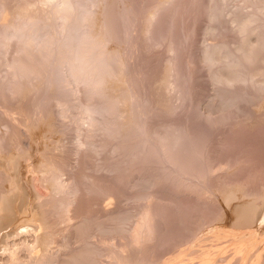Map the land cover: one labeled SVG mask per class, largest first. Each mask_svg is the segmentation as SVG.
I'll return each instance as SVG.
<instances>
[{"label":"rangeland","instance_id":"rangeland-1","mask_svg":"<svg viewBox=\"0 0 264 264\" xmlns=\"http://www.w3.org/2000/svg\"><path fill=\"white\" fill-rule=\"evenodd\" d=\"M26 1L30 2V3L32 2L31 4L30 3L28 4L29 6L31 5L30 8H29V6H27V2L22 3L21 0H0V141L5 143L6 145H11V146H5V148L8 147V149L15 150V152L17 153L16 155L19 156V158L21 159V160L19 159L20 163H21V165L19 166V168H20L19 178H20V181L22 180V182H20V183H22V186H23L22 190L24 191V193L23 192L21 193L23 196H21L17 200V204L20 203L21 206H20V208H17V210L13 216V220L10 221V223H12V224H10L8 222L6 224L7 227L5 226V228H3L4 230H2V232H1L2 236L0 237V239L4 235L6 236V233H8V232H11V235H10L11 240L18 239L22 232L25 235L29 236L27 231L28 230H34V227L32 225H30V223H27V222H30L29 218L31 215L29 214V212L31 213V210L33 208H34V210H36L37 208H40L42 210L45 209V207H46L45 205L47 202V204L49 206L50 205L52 207H54V205L56 206V207H54L55 210L53 208L51 209V206H50V209L53 212L51 210H49L50 214L49 213L48 214H49V219L51 217H53V215H51V214H54V218L55 217L56 218L55 219L53 218L54 221L52 220V218L50 220H52L51 222H55L54 224L57 223V225H55V226L53 225L54 226L53 230L57 229V231L55 230L56 232H52V234L54 233L53 237L51 239H48L49 240L48 245L50 246L49 247L50 249L48 248V251L50 250L49 252L53 253V251L55 252V251L60 250L59 251L60 255L57 254L58 252L56 253V255H58V257H62V255H63L62 260L64 259V255H65V258L68 257V256L66 257V254H65V253H67V251H69L71 248H74L75 246L78 247L79 244L80 245L82 244L79 242H80V240H82V238H84L83 232L85 233L86 232L85 228H87L86 230H88V235H89L88 237H90V239H88V237H87V241L91 242L93 240L95 243L93 241H92V243H94V244L98 243L99 244V245L96 244L97 246H99L98 248L100 249V250H98V253H100L101 250H102V252L100 254H98L99 256L97 258H98V260H100V263H104V264H105V262L110 263L111 261H114L115 260L114 256L115 257L118 256V255H116V254H118L117 251L118 252L120 251V254H121V252L123 253V251L125 252V253L120 255V257H122V258L124 257V254L127 253L126 255H130L132 252V254H131L132 256H130L131 259H129V257L125 255L126 257H128V260L125 257L126 258V260H125L126 264H129L130 262H131L130 264H183V263L184 264H197V263L203 264L204 262H205L204 264H208V263H210V264H217V263L223 264L226 261L227 262L225 264L233 263L231 261L234 259V257L237 258V255L240 253L238 251L236 253L235 252L233 253V251H236V249L233 250L235 247L233 248L232 246H234L235 243L238 244L237 241H239L238 239L235 240V235H236V232H238V231L240 232L242 229H244L243 223H242L243 219H241L242 221L240 219L238 220L239 217L242 218L241 217V210L238 208L242 209L241 205L242 206L244 205L245 207H247L246 204L248 203V201H249L248 204L251 203L254 206L256 205V207L258 205H260V208H262V206L264 205V200H263L264 199V184H263L264 183L263 182L264 181L263 180L264 179V173L262 175V172H264V169H263L264 168V158H263L264 157V153H263L264 152V125H263L264 124V122H263L264 121V104L262 102H259L258 104L255 105V107L253 106L254 113H255V115H254L255 120L253 118L252 122H251V119L249 122H245L246 120L244 121V118L242 117V115L239 114L241 116L236 117L237 115H235L234 118L231 116L232 118H230L229 121L219 122V123L217 122L216 126H215L216 128L213 126L215 124H213L212 127H214V128H212L211 124H209L210 122H207L205 120V117L211 111L208 114L209 118L215 117L214 118L215 120L213 118L211 120L216 121L217 118L220 117V115H218V114H221V116H222V113H219L220 111L218 112V110H217L218 108L217 109L213 108V110H211L210 108L208 109L209 103L207 100L211 99L212 97H210V96L214 95V93L217 92V90H215V88H217V85L216 86L214 85L215 82L211 78V74H210L211 70H209V68H208V70L206 69L208 66L204 63V61L202 60V57L200 55L203 52L202 49L206 45H208L207 42H209L210 40L214 41V42H216L215 40H220L221 38H222L221 40H224V38H225V40H227V37L229 36L228 41H233V39L235 41L236 35L233 34V32L229 31V32L223 33L222 35H217V37H215L216 35L211 36V33L206 31V27L208 25L207 23L209 22V19H208L209 17L207 15L208 9H206L208 7V0H169V1L168 0H157V2H156V0L155 1L154 0H84V1H82L83 4H79V2L77 0L76 1L78 3L75 4L76 1L73 0L75 2L74 3L72 1L73 4H75L74 6L76 8H78L79 11H82V15H85L83 13H86L87 16L89 15L87 20L88 21L90 20V21L88 22L87 20H85V22L83 23L84 19H82L83 21L81 22V26H84L85 29H89V30L91 29L90 27H92L91 32L93 34L97 33L98 36L103 35L106 32H108L111 37L110 36L108 37V33H107V35L105 34L107 36V38H110V41H108L109 39H107L105 41L104 44H106V47L104 46V48L106 49L107 52L108 51L110 52L112 50H116V51L119 50L121 52V53H119L121 55V56L119 55V57H121L120 60L123 64L121 62H119V65L122 64V66H118V67L123 68V70L121 68H119V70H122L121 72L118 71L119 73H121V76L119 75V73L115 74V76L117 75L116 76L117 78L116 77L114 78V75L109 76L108 77L109 82H112V84L109 83L108 79H107L105 81L106 83H104L107 86L106 85H104V86L109 87L110 85H112V87L110 86L108 89L103 87L104 88L103 90L104 91L106 90V93L101 92V93L97 94V93L91 91V89L93 90V87L90 85V83L88 84V82H87V84H86L85 81L82 82V80H78L77 78H75L71 74L70 68L66 62L67 61L66 55H68V54L66 52H64V53L60 52V51H58V48H56V47L61 46V42H62V39H63L64 34H65L63 26H65L68 21H66V24H65L63 17L58 16L57 18H55L51 14H53V12H54V10L52 8L57 7V6L58 7L61 6L60 4L62 3V1L61 0H51V2L46 1V0H44L45 2H43V0H30V1L26 0ZM229 1L230 0H228V2ZM231 1H232V4H231ZM231 1L229 2L230 4H228L229 5L228 7H231V10H232V8L235 7V6L232 7V5H235L238 1L239 2L237 4H240L241 2H243V3L245 2V0L244 1L243 0H231ZM23 2H25V1L23 0ZM155 2H156V4H155ZM164 2H165V4H164ZM167 2H169V3H167ZM21 3L23 5L25 4V6H23ZM52 3H53V5H52ZM78 4L80 6L81 5L82 6L80 7V6H78ZM237 4H236V6H237ZM32 5H34V6H32ZM50 5H52V6H50ZM26 6L28 8H26ZM74 6H73V8H74ZM126 6H128V9L130 10V12L128 10H126L127 9ZM21 7L24 9L22 10ZM25 8L27 9L26 14H24ZM109 9L118 10V12L114 11L116 13V14L115 13L113 14L115 17H111L112 22L107 23L108 19L106 21V18H108V15L105 16V14H108ZM122 9H125V12ZM31 10H33V11H31ZM78 10L74 8V12L77 11L76 15H79ZM111 10H110V12H112ZM228 10H230V9H228ZM21 11H23V13H20ZM74 12H73V15H74ZM88 12L90 14H88ZM79 13L81 14V12H79ZM122 13H124L125 15ZM227 13L230 15L229 11H227ZM48 14H49V17H48ZM50 15H51V17L52 16L53 17L51 18ZM76 15H75V17H76ZM90 15H91V17H90ZM116 15H118V16H116ZM25 16H27V18ZM28 16H30L31 20H30V18H28ZM4 17L7 18V21L10 24L6 21V18H4ZM35 17H36V19L39 17L37 19V21H36ZM73 18H74V16H72V19ZM104 18H105V20H104ZM112 18H114V19H112ZM105 21H106V24L108 25V27L105 24ZM86 22H87V28H86V24H85ZM7 23L9 25H6ZM128 23H129V25H128ZM11 24H12V27H11ZM102 24L106 25L107 28L104 27ZM15 25H19L22 27V31L24 32L21 36L22 38H19L18 36L14 35V30H13L14 27L13 26H15ZM130 25H132V27H130ZM88 26H89V28H88ZM102 26H103V28H101ZM31 27H36L38 32H35V30H34L32 32V34L29 35V33H30L29 29ZM99 27H100V29H99ZM124 27H126V28H124ZM129 28L130 29L132 28V30H130ZM93 29H94V31H93ZM96 29H99V31L97 32ZM52 31L54 33H56V35L53 34ZM126 31H128L127 32L128 34L126 33ZM159 31H160V33H159ZM52 34L55 36H58L59 41H56L57 39H55V36H53ZM223 35H226L227 37L226 36L223 37ZM218 36H220V37H218ZM211 37H213V38L215 37V38L213 39ZM51 39H55L56 42L54 41L55 43L53 42V44H52V42H50L48 45H45L46 41L48 42V40H51ZM211 41H210V44L212 43ZM234 41H233V43H234ZM57 42H60V43L58 44ZM57 45H59V46H57ZM117 48H118V50H117ZM128 49L130 50V52ZM29 58H32V59H29ZM35 59H36V61H35ZM31 60H34V62H36V64H38V66H41L44 69L43 73L40 71V69L37 71L38 67H36L34 69V71H33V69L30 70V68H27V70H25L24 67H25L26 63L27 64L31 63L33 65V67L36 66L35 63H33ZM25 61H26V63H25ZM20 64H22L23 66ZM175 69H176V71H175ZM35 70L37 72H35ZM123 71H125V75H124L125 77L122 75V74H124V73H122ZM174 71H175L176 75H174L175 74ZM25 73H28V74H25ZM38 73H41V76ZM127 73H128V76L130 78L127 76ZM133 73H135V74H133ZM169 74L172 76H170ZM173 75L175 77H177V79L174 78ZM111 77H113V78H111ZM122 77H123V79L125 78L124 80H126V78L128 79V80H126L128 82L125 81L126 86H127V83L132 84V86H129V88L130 87L133 88V82L134 81H135L134 83H136V82L139 83V84H137L138 86L134 84V87L136 86L135 88H133V89L131 88V90H134V91H132L134 93V95H133L134 97L132 96V98H131L132 103H130V102L128 104L123 103V107H122V103H120L119 104L120 112H118L116 114L109 112L110 113L109 114L108 112L105 111V114H104L103 113L104 111L102 109L105 106V104H107V101H109V100L106 101V98H107L106 95L109 94L110 91L114 92L117 85H118V87L125 85V82L122 79ZM132 77H134V78H132ZM167 78H169V79H167ZM112 79L113 80L115 79L114 81L118 82L117 85L114 84V81H112ZM119 81H121V82H119ZM178 81H179V83H178ZM119 83H121L122 85ZM175 83H177L178 85ZM184 83H185L186 87L184 86ZM178 86H180V88ZM183 86L185 89L183 88ZM113 87H115L114 90H113ZM213 87H214V89H213ZM87 88H89V89H87ZM110 88H111V90L109 91ZM136 88H139V90L138 89L136 90ZM163 89H164V91H163ZM186 89L187 90L190 89V90L186 91ZM89 90L91 91V95L89 94L90 93ZM183 90H185V92H183ZM107 91H109V92L107 93ZM180 91H182L183 94ZM196 91H198V92H196ZM186 92H188V93L190 92L189 96L191 98L187 96L188 93H186ZM185 93H186V95H185ZM158 94H159V96H158ZM92 95L96 96V97L94 98ZM162 95H164V96H162ZM184 95L187 96L188 98L186 97V99H185ZM191 95H194V96L192 97ZM89 96L93 97L94 99L93 98L89 99ZM208 97H209V99H207ZM164 98L166 101L164 100ZM197 98H199V100ZM91 99H93L94 103L90 101ZM135 99H137L138 103L136 102ZM103 100L106 101L104 105H103ZM158 101H160V102H158ZM214 101H215L214 103H216L217 98H215ZM135 102L137 104H139V102H142V103L139 104L140 105V107H139V105H137ZM143 102H144V105H143ZM198 102H199V104H198ZM100 103H102V104H100ZM194 103H197L198 105L194 104ZM205 103H207V105ZM260 103H261V105H260ZM90 104L92 106H90ZM129 104L131 105V108L135 107V108L131 109L132 112L128 109V108H130ZM145 104L146 105L148 104L147 106L148 107L151 106V108H148ZM97 105H98V107H97ZM124 105H126V106H124ZM158 105H160V106H158ZM86 106H88V107H86ZM120 106L122 107V109ZM169 106L171 109L168 108ZM192 106H195V108H192ZM258 106H260V107H258ZM261 106H262V109H261ZM85 107L87 109L89 107L90 108L93 107L94 111L92 108V111L90 110V113H89V112H87L86 109H84ZM159 107H160V109H159ZM161 107H162V109H161ZM196 107H198V109ZM203 107H205V109L207 107V110H205ZM126 108H127V111H126ZM139 108L141 110H139ZM95 109L97 111H100L101 113L95 111ZM123 109H124V111H123ZM146 110H147V113H145ZM154 110H155V112H154ZM208 110H210V111H208ZM11 111H12V113H11ZM195 111H197V113ZM214 111H215V113H214ZM121 112H123V114H121ZM126 112L127 113L129 112L131 114L135 113L134 115L137 116V118H139V119L141 118L140 120H142V119L144 120V121L142 120L143 123L146 120L148 122L146 121L147 123L145 122L144 125H141L142 127L140 126V129L135 128L136 130L135 129L134 130L132 129L131 131L127 130L132 134L135 133L134 136L138 140L136 142V139L134 140V137H133V141H135V142H133L131 140L132 143L137 144L138 142L139 143L141 141L142 142L140 144H137V145L135 144L137 149L133 145L131 150H130V148L122 147V149L124 148V151H123L121 149L122 145L119 143L122 141H126V140H124V138H122L123 132L127 134V135L125 134L126 135L125 139L127 138L128 140L132 139V134H131V138H130V135H129L130 133L128 132L129 133L128 134L127 131L125 132V130H123L124 128L122 129V127L121 128L120 127H118V128L113 127L114 128L113 129L112 127L109 126V129H107V128L109 125L108 123H111V125H112V123H114V125H115V123H116L115 120L118 121L120 119V121H122V116L123 117L125 116L127 118V115H125V114H127ZM203 112H205L206 114ZM259 112H260V115H259ZM149 113L153 114V115L151 116ZM192 113H194V114L192 115ZM183 114L185 116H183ZM223 114H225V113H223ZM138 115H141V116L139 117ZM149 115H150V117H149ZM91 116H92L93 121L91 119ZM119 116H120V118H119ZM195 116H197L198 118ZM258 117H259V119H258ZM147 118H150V119L148 120ZM199 118L200 119L202 118V120L204 119L203 122H202V120H200L203 124L199 121ZM195 120H196V122H195ZM123 121H126V119L124 118ZM185 121H186V123H185ZM101 122L102 123L104 122L103 127H102ZM170 122H172L171 127H169ZM198 122L201 124H197ZM204 122H205V124H204ZM231 122H232V124H231ZM143 123L141 122V124H143ZM173 123H174V125H173ZM181 123L182 124L184 123V124L182 125ZM189 123L192 124L190 126L192 128L189 127V125H190ZM104 124H107V125H104ZM147 124H149V125H147ZM239 124L240 125L242 124V125L239 126ZM256 124L258 125V127ZM99 125H101V126H99ZM114 125H112V126H114ZM175 125H177L178 127ZM255 125H256V127H255ZM147 126L150 129L152 128L151 131L147 128ZM167 127H168V129L170 128L172 130H174L173 128H175V130H177V132H174V133H176V134L181 133V131L184 129L185 130L190 129V130H188L190 132H191V130L200 131V132H203L205 136H206V134H208L209 137L206 138V142H205V146L207 148L206 150L209 151L208 153H206V158L207 157L208 158L203 159L204 161L202 160V163L204 162L202 164L203 165L202 167L203 168L205 167L204 168L205 171H203L204 175L200 171L197 174L196 171H198V170L194 171L196 175H194V172H188L189 174L188 173L186 174V172L182 173L184 170L182 171V169L180 168L181 169V171H180V169L177 168L178 166L180 167L179 163H178V166L177 165L172 166V165H174L173 163H175V162L172 163L171 158L169 159L170 156H168V155H170L169 154V153H171L170 150H172L173 148L169 149V150L166 149L167 143L164 141L162 143L160 140L157 139L158 138L157 135L160 134V131L164 132V130H166ZM209 127H211L213 130H209L210 129ZM221 127H222V129H221ZM231 127H232V129H230ZM237 127H239V128H237ZM250 127H253V128H250ZM110 128H112V130ZM145 128H147V130H149V132H147V130ZM155 128H157L158 130H155ZM161 128H163V129H161ZM180 128H181V130H180ZM203 128H204V130H203ZM89 129L90 130L92 129V130L90 131ZM205 129H207V131H205ZM222 130H225V131H222ZM235 130H236V132H235ZM133 131H135V132H133ZM144 131H145V134H147L146 136H145V134L143 135ZM154 131H156V133ZM157 131H158V133H157ZM216 131H218V132H216ZM153 132H154V134H153ZM205 132H206V134H205ZM221 132H222V134L219 135V133H221ZM136 133L139 135H137ZM150 133L152 134L151 137H150V135H151ZM140 135H142L141 138H140ZM215 136H216V138H215ZM213 137L215 138V141L213 140L214 139ZM210 138H212V139H210ZM154 139L157 140L156 144H155ZM217 139H219V140H217ZM221 140L222 141L224 140V141L222 142ZM158 141H160V142H158ZM114 143H116L118 146L120 145V147H118L116 145V148H120L119 149L120 151L114 147V145H115ZM160 143H161V145H160ZM226 143H227V145H226ZM154 144H155V146H154ZM139 145H140V147H139ZM151 145L157 149L155 150V148L152 147L153 148V150H152ZM164 145H165V148L163 150L162 147ZM207 145L210 147H208ZM12 147H15V148H12ZM42 147H44V148H42ZM148 147L150 148V150H148L149 149ZM175 147H178V149H180L178 145ZM226 147H229V149ZM78 148H79V150H78ZM125 148H126V150L128 149L129 152H127L128 150L125 151ZM238 148H239L240 152H238ZM165 149L170 151V152L168 153V151H167L166 153H164V151H166ZM175 149H177V148H175ZM175 149H173L171 154H173ZM178 149H177V151H178ZM44 150L46 151V156L48 153L47 157H51L50 153L55 154V155H53L54 157L52 156L51 158L48 159V160L51 159L52 161H54L53 164H55V161H57V163L60 161L58 164H60L62 162L65 163L64 161L67 162V163H65V166H63L64 170H63V168L60 169L61 173L59 171L58 176H56L58 179L52 178L51 176L48 175L47 172L44 173L45 171L42 170L44 165L41 166L42 168H40V165L45 163L44 159H47V158H45L46 156H44V157L40 156V155H45V154H43V153H45ZM137 150H142V152L138 151L139 152L138 153ZM2 151H6V150H2ZM135 151L138 154L134 153ZM150 152H151V154L155 153L156 155L154 154V156H153L150 154ZM233 152H235V153H233ZM247 152L250 153L251 155L250 156L247 155L248 154ZM127 153L129 154L130 157L128 156ZM158 153L162 157L161 156L158 157ZM209 153H210V155H209ZM228 153H231V154H228ZM242 153H243V155H242ZM245 153H247V154H245ZM146 154L147 155L150 154V156L148 155L149 157H146L147 156ZM207 154H208V156H207ZM38 155L40 156V159H41V157L44 159H41L42 161H39ZM227 155H229L228 158L230 156H231V158L228 159L226 157ZM244 155L248 156V157H244ZM126 156H128L127 158L129 160L128 159L125 160ZM151 156L153 158L157 156L156 157L157 159L156 158L153 159ZM213 156H214V158H213ZM237 156L238 157L240 156L242 158L240 159V157L238 158ZM36 157H37L39 166H37V161L35 162ZM132 157H133V159H132ZM218 158L221 159L222 161L219 160ZM249 158L251 160H249ZM63 159H64V161H63ZM231 159H233L232 162H231ZM244 159H246V160H244ZM61 160H62V162H61ZM216 160H218L219 162ZM32 162H35L36 164L35 163L32 164ZM41 162H43V163H41ZM229 162H231V163H229ZM238 162H240V164ZM30 164H32V165H30ZM207 164H208V166H206ZM212 164H214V166ZM57 165L55 164V166H57ZM217 165L218 166L220 165V166L218 167ZM116 166H118L119 168L118 167L116 168ZM199 166L201 167V164H199ZM221 166H223L225 168H222ZM50 167H52V165ZM65 168H67V169H65ZM203 168H202V170H204ZM209 168H211V169H209ZM170 169H172L171 171L173 174H171V172H170V174L167 173V171L169 172ZM175 169L177 170L176 172H175ZM222 169H224V171ZM32 170H33V172H32ZM40 171H41V173H40ZM10 172L12 173L13 170H10ZM159 172H161V173H159ZM165 172H166V174H165ZM208 172L210 174H208ZM214 172H216V173H214ZM258 172H260V173H258ZM205 173H206V176H205ZM211 173H212V175H211ZM59 174H60V176H59ZM149 174H151L152 176H150ZM159 174H161V175H159ZM176 174H177V176H176ZM201 174H202V176H201ZM127 175H129V176H127ZM166 175H168V177H166ZM189 175H193V177L189 176ZM148 176H150V177L148 178ZM195 176H198V178L197 177L195 178ZM204 176L206 177V179ZM173 177H174V179H173L174 182H172ZM176 177L178 179L179 178L180 179L178 180ZM125 178H128V179H125ZM142 178L144 179V181H145V179L151 180V183H149L151 185H148L149 188H147V186H145V189L143 188L144 185H142L143 184ZM8 179H9V177H8ZM8 179L7 178H1L0 179V186H2V188H3L2 190H7V189L9 190L10 189V188H6L7 186L10 187L9 185H11L10 179L9 180ZM29 179H31V180H29ZM152 179H155V181ZM182 179L185 182H183ZM156 180H158V181H156ZM165 180L167 182L168 181L169 182L167 183ZM176 180H177V182H176ZM56 181H58V182H56ZM60 181L64 184V185L61 184L62 185L61 189L58 187ZM170 181L172 183H170ZM179 181H181V183ZM188 182L191 184V186L188 185L189 184ZM191 182L193 183V185ZM204 182H206V183H204ZM174 183H176V184L174 185ZM185 183H187V184L185 185ZM195 183L197 184V186ZM199 183H201V184H199ZM152 184H153V186H152ZM198 185H200L199 186L200 189L198 188ZM150 186H152V187H150ZM187 186H188V188H187ZM206 186H208V187H206ZM56 187H58V188H56ZM193 187H195V188H193ZM177 188H179V189H177ZM146 189L149 192H146L145 191ZM185 189H187V190H185ZM192 190H195V191H192ZM196 190H198V192ZM203 191H205L204 195H203ZM74 192H76V193L74 194ZM71 193H72V195H71ZM141 193H143V195ZM207 193L209 195H206ZM69 194H70V196H68L69 198L70 197L75 198L77 196L78 197L75 199L76 203L73 200L74 198L72 199L73 200L72 205H71L72 209L69 208V210L67 212V215L68 214L69 215L66 217V219L64 217L65 222L67 223L66 224V223H64L63 218H62L63 220L62 219L59 220V218H61V217H59L60 214H58L57 211L59 210L58 212H60V208L57 207L58 206L57 204L60 201L59 198L61 196H62L61 198L64 199V197L67 198L65 195H69ZM225 194H227V196ZM138 195L141 197H139ZM198 195H200V196L202 195V196L200 197ZM45 196H47V197H45ZM51 196L54 198L51 199L52 198ZM148 196L150 197L151 201L148 200ZM207 196H208V199H207ZM144 197L146 198V200ZM223 197H224V199H223ZM36 198L38 200H36ZM55 198H57L56 202L54 201ZM140 198H142V199H140ZM52 200L54 201V203ZM57 200H59V201H57ZM83 200H85V201H83ZM211 200H213V201H211ZM227 200L230 203V205H227V204H229L227 202ZM252 200H254V201H252ZM28 201H31V203H29ZM81 201L84 204L86 203V205H84L83 203L81 204ZM217 201L219 202V204ZM41 202L45 203V204L43 203V208H42ZM77 202L81 204L82 208L79 206L80 204H78ZM243 202H246V203L244 204ZM73 203H75V204H73ZM145 203L147 204V207L149 206V203H150L151 209H149L150 206L147 208ZM225 203H226V205H225ZM23 204H24V206H23ZM29 204L31 206H29ZM76 204H78V205L76 206ZM238 204H239V206H238ZM26 205L30 209H28L26 207ZM237 206H238V208H237ZM236 208L238 211L236 210ZM260 208H259V206L257 207V209H260ZM77 209H79V210H77ZM121 209L123 211H126V212L128 211V216L129 215L132 216L134 214L132 216V218L135 215H137V216L134 217L133 219L130 216V218H127L130 220L125 219L127 221L119 219L118 213L120 215V212H122ZM142 209H144L145 211L148 209V210H150V212H151V210H155L156 211L155 213L152 212L154 214H156L158 212L159 215L158 214L154 215V216H156L154 222L156 221V218H157V220L159 219V221H156V222H157V225L160 224V226L158 225V228L156 226L157 229H155L154 233L151 232L153 234L152 236L150 235L152 237V239L149 236L150 238H148L147 241L146 240H145V242L142 241L145 243V245H143V243L141 242L138 245H136L135 247H133V249H131V247L129 248V246H127V243L130 241L129 239L131 238V232H129V231H132L131 229H133L134 228L133 226H135V224L138 222L140 215L143 214L144 210L142 211ZM236 211L238 213H236ZM76 212H77V214H76ZM17 213H18V215H17ZM70 213H71V215H70ZM81 213L83 215H86V213L87 214L89 213L88 215L93 216L95 219V222L96 221L106 222L105 226H108L110 223L109 226L113 227L116 224L114 222H117V224L115 226L118 227L122 223V221H124V225H121V227L125 228V225H126V228H128V227L129 228L127 229V231L122 228L123 229L122 232L120 230L119 231L114 230V232L111 230L108 232V234H107V232H101L99 229H97L96 228L97 226L95 227V224H97V223H91V225L93 224L92 226L90 225V227L86 226L85 228H83L84 227L83 225L80 226L79 223H77L81 219L80 216L82 217ZM79 214H80V216H79ZM237 214H240V216L239 215L237 216ZM17 216H19V217H17ZM158 216H159V218H158ZM209 216H211V218ZM236 216H237V218H236ZM112 217H114V219ZM56 220H57V222H56ZM222 220H223V222H221ZM107 221H108V223H107ZM111 221H114V222H111ZM244 221H245V223L246 222L248 223V221H246V220H244ZM126 222H127V224H126ZM134 222H135V224H134ZM208 222H209V224H208ZM118 223H120V224H118ZM211 223H212V225H211ZM68 224L70 227L68 226ZM106 224H108V225H106ZM240 224L242 227H240ZM232 225H233V227H232ZM64 226H65V228H64ZM66 226H68L67 229L69 230V232H68V230H65ZM58 227H60L59 232H58ZM226 227H228V228H226ZM239 227L242 229L240 230ZM92 228H94V229H92ZM196 229H197V231H196L197 233L195 232ZM204 229H205V231L203 232ZM89 231H90V233H89ZM191 231H193V232H191ZM226 231L229 233L231 232V234H228L229 235L228 236L226 234L227 233ZM100 232H101V234H100ZM194 232H195V234H194ZM233 232H234V234L232 235ZM188 233H189V235H188ZM122 234H123V236H125V234H126V237H123ZM160 234L163 237L160 236ZM183 234L185 237L183 236ZM190 234H191V236H190ZM198 234H200V235H198ZM225 234L227 237L225 236ZM80 235H81V237H80ZM179 235L181 237L178 238ZM32 236L33 235H30L29 237H32ZM77 236H78V238H77ZM175 236L177 237V239ZM201 236H203V237H201ZM233 236H234V238H233ZM164 237H165V239H168V241L169 240L170 241L169 242L164 241L165 240ZM224 237H226V239H224ZM121 238H123L124 240H122ZM186 238H187V240H186ZM68 239H70V241H71L70 244H72V246H70L68 248L69 250H67L65 248V246H64L65 243L63 241V240H65V242H67ZM99 239H101V240H99ZM230 239H231V241H230ZM103 240H105V241H103ZM152 240H153V243H152ZM160 240H162V241H160ZM175 240H176V242H175ZM228 240L230 242H226ZM124 241H125V243H124ZM177 241L181 245L178 244ZM119 242L122 244V246ZM147 242H150V243L147 245ZM112 243H114V244H112ZM118 243H119V245L117 246ZM168 243L170 246L168 245ZM0 244H1V242H0ZM108 244L111 245L112 247L109 246ZM141 244L143 245L142 248H141V246H142ZM160 244H162V245H160ZM101 246H103V247H101ZM106 246L109 248H106ZM126 246L128 248H126ZM137 246H139V248ZM59 247H60V249H59ZM148 247H150V248H148ZM39 248H40V246H39ZM119 248H120V250H119ZM144 248L145 249L147 248L146 250L148 252L145 250L146 252L144 251L145 253H143L141 250ZM108 249L109 250L111 249V250L108 251ZM128 249L130 252L128 251ZM166 249H167V251H166ZM104 250H105V252H104ZM115 250H117L116 254H114ZM121 250H123V251H121ZM107 251H108V253L106 254ZM111 251H113L112 254L114 256L111 255V253H110ZM223 251L225 253L226 252L227 253L225 254ZM63 252H64V254H63ZM204 252H206V253H204ZM231 252L235 256L232 255ZM103 253H104V255H103ZM137 253H139V256ZM176 254H177V256H176ZM229 254H230V257L232 256L231 257L232 260L229 259L230 258V257H228ZM137 256H138V258H137ZM140 256H141V258H140L141 260L139 259ZM206 256H207V258H206ZM227 257H228V259H226ZM136 258H137V260H136ZM203 258H206V259H204L205 261L202 260ZM224 258H225V260H224ZM116 259H117V257H116ZM147 259L149 261H147ZM207 259H208V262H207ZM129 260H131V261H129ZM138 260H140V261H138ZM194 261H197V263H195ZM201 261H203V263H201ZM212 261H213V263H212ZM233 261H235V260H233Z\"/></svg>","mask_w":264,"mask_h":264},{"label":"bare ground","instance_id":"bare-ground-1","mask_svg":"<svg viewBox=\"0 0 264 264\" xmlns=\"http://www.w3.org/2000/svg\"><path fill=\"white\" fill-rule=\"evenodd\" d=\"M22 1V3H26L27 1L26 0H24L25 2H23V0H21ZM28 1H30V0H28ZM46 1H50L51 2V0H46ZM62 1V3L60 4L61 6H57V7H54V8H52L53 10H54V12H53V14H51V15H53L55 18H57L58 16L60 17H63L64 19V23L66 24V21H68L67 22V24L65 25V26H63V29H64V31H65V34H64V37H63V39H62V42H61V46H59V45H57V46H59V47H56V48H58V51H60V52H66L68 55H66V62H67V64H68V66H69V68H70V72H71V74L75 77V78H77L78 80H82V82L83 81H85V83L87 84V82H88V84L90 83V85L93 87V90L91 89V91H93V92H95V93H101V92H105L106 93V90L104 91L103 89L104 88H109L110 86L112 87V85H110L109 87H105L104 85H106V84H104V83H106L105 81L108 79V77L109 76H112V75H114V78L117 76H115V74H118L119 72L118 71H122L123 70V68L122 67H118V66H122V62H121V60H120V58L121 57H119V53H121L119 50H118V48H117V50L119 51H116V50H112V51H106V49L104 48V46L106 47V44H104L105 43V41L107 40V39H109L108 41H110V38H107V33L108 32H106L105 34H103L102 32V34L103 35H100V36H98L97 35V33L96 34H93L92 32H91V29H92V27H90L91 29L89 30V29H85V27L84 26H81V22L83 21L82 19H84V21H83V23L85 22V20H87L88 19V17H89V15L87 16V14L86 13H83V14H85V15H82V11H79L78 10V8H76L74 5L75 4H77L78 2H79V4H83L82 3V1H84V0H74V1H76V3L73 1V0H61ZM75 3V4H73V2ZM155 1V0H154ZM169 1V0H168ZM231 1V0H230ZM229 1V2H230ZM244 1V0H243ZM43 2H45L44 0H43ZM54 2V1H53ZM81 2V3H80ZM156 2H157V0H156ZM156 2H155V4H156ZM228 2V0H208V7L206 8V9H208V12H207V15H208V19H209V22L206 24L207 25V27H206V31H208L209 33H211V36H213V35H216L215 37H217V35H222L223 33H225V32H229V31H231V32H233V34H235L236 36V40L234 41V39H233V41H234V43H233V41H228V37L226 36V35H223V37L224 36H226L227 37V40H225V38H224V40H221L220 38V40H215L216 42H214V41H211L212 43L210 44V41L209 42H207L208 43V45H204L205 47L202 49L203 50V52H202V54L200 55L201 57H202V60L204 61V63L208 66L206 69L208 70V68H209V70H211V78L213 79V81L216 83H214V85L216 86L217 85V88H215V90H217V92H215L214 93V95H211L210 97H212L211 99H209V97L207 98V99H209V100H207L208 101V109L210 108L211 110H213V108H215V109H217L218 110V112L219 113H222V116H221V114H218V115H220V117L219 118H217V120L216 121H213V120H211L212 118H209V113L211 112L210 110H208V111H210L208 114H207V116L205 117V120L207 121V122H210L209 124H211V127H212V125L213 124H215V125H213L214 127L216 126V123L218 122H226V121H229L230 120V118H234L235 117V115H237L236 117H238V116H241L242 115V117L244 118V121L245 122H249L250 121V119H251V122H252V119L254 118V120H255V113H254V109H253V106L255 107V105L256 104H258L259 102H262L263 104H264V0H245V2L243 3V2H241L240 4H237V6H236V4L235 5H232V7L233 6H235L234 8H232V10H231V7H228L229 5L228 4H230L229 2ZM21 3V4H22ZM30 2H27V6H29L28 4H29ZM32 3V2H31ZM30 3V4H31ZM167 3H169V2H167ZM243 3V4H242ZM48 4V3H47ZM78 4V6H80ZM164 4H165V2H164ZM231 4H232V1H231ZM23 5V4H22ZM21 5V6H22ZM49 5V4H48ZM52 5H53V3H52ZM52 5H50V6H52ZM23 6H25V4L23 5ZM22 6V7H23ZM26 6V8H28ZM31 6V5H30ZM30 6H29V8H30ZM32 6H34V5H32ZM73 6H74V8L75 9H77L78 10V14L79 15H76L77 14V11L76 12H74V8H73ZM77 6V5H76ZM82 6V5H81ZM80 6V7H81ZM160 6V5H159ZM20 7V6H19ZM18 7V8H19ZM21 7V9L23 10L24 8H22ZM127 7V9L126 10H128L129 12H130V10L128 9V6H126ZM25 8V10H24V14H26V9ZM124 8V7H123ZM32 9V8H31ZM205 9V10H206ZM228 9H230V10H228ZM51 10V9H50ZM73 10V11H72ZM110 10L111 9H109L108 11V14H105V16H107L108 15V18H106V21H107V19H108V22L107 23H110V22H112V20H111V17H115L113 14L115 13V12H118V10H111L112 12H110ZM124 12H125V9H122ZM29 11V10H28ZM31 11H33V10H31ZM107 11V10H106ZM115 11V12H114ZM227 11H229L230 12V15L227 13ZM73 12H74V15H73ZM79 12H81V14L79 13ZM84 12V11H83ZM121 12V11H120ZM20 13H23V11H21ZM37 13V12H36ZM107 13V12H106ZM205 13V12H204ZM23 14V15H24ZM88 14H90L89 12H88ZM116 14V13H115ZM122 14H124V13H122ZM130 14V13H129ZM34 15V14H33ZM47 15V14H46ZM51 15H50V17H51ZM75 15H76V17H75ZM125 15V14H124ZM205 15V14H204ZM52 16V17H53ZM72 16H74V18L72 19ZM116 16H118V15H116ZM7 17V16H6ZM6 17H4V18H6ZM26 18H27V16H25ZM34 17V16H33ZM32 17V18H33ZM41 17V16H40ZM48 17H49V14H48ZM51 17V18H52ZM90 17H91V15H90ZM28 18H30V16H28ZM39 18V17H38ZM37 18V19H38ZM34 19V18H33ZM35 19H36V17H35ZM37 19H36V21H37ZM72 19V20H71ZM90 19V18H89ZM112 19H114V18H112ZM207 19V20H208ZM9 20V19H8ZM29 20V19H28ZM30 20H31V18H30ZM104 20H105V18H104ZM5 21V20H4ZM6 21H7V18H6ZM88 21V20H87ZM90 21V20H89ZM88 21V22H89ZM106 21H105V24H106ZM3 22V21H2ZM8 22V21H7ZM5 23V22H4ZM9 23V22H8ZM6 24V25H9V24ZM82 23V24H83ZM91 23V22H90ZM104 23V22H103ZM18 24V23H17ZM86 24V28H87V22L85 23ZM84 24V25H85ZM92 25V24H91ZM96 25V24H95ZM103 25V24H102ZM107 25V24H106ZM106 25H103L104 27H106ZM128 25H129V23H128ZM100 26V25H99ZM103 26L101 27V28H103ZM126 26V25H125ZM11 27H12V24H11ZM14 28H13V30H14V35L15 36H18L19 38H22L21 36H22V34L24 33L23 31H22V27L21 26H19V25H15V26H13ZM84 29H83V28ZM107 27H108V25H107ZM106 27V28H107ZM130 27H132V25H130ZM88 28H89V26H88ZM95 28V27H94ZM124 28H126V27H124ZM99 29H100V27H99ZM99 29H96L97 30V32L99 31ZM111 29V28H110ZM120 29V28H119ZM130 29V28H129ZM30 33H29V35H31L32 34V32L35 30V32H38L37 31V28L36 27H31L30 29ZM105 30V29H104ZM103 30V31H104ZM126 30V29H125ZM130 30H132V28L130 29ZM93 31H94V29H93ZM118 31V30H117ZM128 31H126V33H127ZM163 32V31H162ZM52 33L53 34H55L56 35V33H54L53 31H52ZM111 33V32H110ZM159 33H160V31H159ZM52 34V35H53ZM58 34V33H57ZM128 34V33H127ZM162 34V33H161ZM55 35H53V36H55ZM230 35V34H229ZM110 36V34L108 33V37ZM232 36V35H231ZM234 36V35H233ZM111 37V36H110ZM214 37V38H215ZM218 37H220V36H218ZM222 37V36H221ZM51 38V37H50ZM211 38H213V37H211ZM213 38V39H214ZM232 38V37H231ZM55 39H57L56 41H59V39H58V36H55ZM55 39H51V40H48V42L46 41V44L45 45H48L50 42H52V44H53V42L55 41ZM218 39V38H217ZM55 41V42H56ZM54 42V43H55ZM58 44L60 43V42H57ZM63 43V44H62ZM233 43V44H232ZM44 45V46H45ZM50 47V46H49ZM125 48V47H124ZM126 50V49H125ZM129 50V49H128ZM127 50V51H128ZM57 51V50H56ZM122 51V50H121ZM124 52V51H123ZM129 52H130V50H129ZM65 53V54H66ZM129 55V54H128ZM121 56V55H120ZM29 59H32V58H29ZM28 59V60H29ZM34 59V58H33ZM129 59V58H128ZM127 59V60H128ZM201 59V58H200ZM33 63H35V67H33V65L31 64V63H26V61H25V63H26V65H25V70H27V68H30V70H32L33 69V71H34V69L36 68V67H38L37 68V71L40 69V71L43 73V71H44V69L41 67V66H38V64H36V62H34V60H31ZM35 61H36V59H35ZM119 62H121L122 64L121 65H119ZM38 63V62H37ZM203 63V64H204ZM202 64V63H201ZM20 65H22V64H20ZM23 66V65H22ZM173 67V66H172ZM119 68H121L122 70H119ZM42 69V70H41ZM173 69V68H172ZM21 70V69H20ZM23 70V69H22ZM29 70V69H28ZM29 70V71H30ZM174 70V69H173ZM172 70V71H173ZM28 71V72H29ZM36 70H35V72H37ZM39 71V72H40ZM175 71H176V69H175ZM175 71H174V73H175ZM24 72V71H23ZM46 72V71H45ZM44 72V73H45ZM127 72V71H126ZM208 72V71H207ZM122 73H124V74H122L123 76L125 75V71H123ZM209 73V72H208ZM25 74H28V73H25ZM30 74V73H29ZM38 74H40V76H41V73H38ZM132 74V73H131ZM133 74H135V73H133ZM171 74V73H170ZM169 74V75H170ZM173 74V73H172ZM47 75V74H46ZM45 75V76H46ZM119 75L121 76V73H119ZM168 75V74H167ZM174 75H176V73L174 74ZM173 75V77L174 78H176L177 79V77H175ZM39 76V75H38ZM119 76V77H120ZM127 76H128V73H127ZM132 76V75H131ZM170 76H172V75H170ZM210 76V75H209ZM208 76V77H209ZM125 77V76H124ZM129 77V76H128ZM172 77V78H173ZM111 78H113V77H111ZM117 78V77H116ZM121 78V77H120ZM130 78V77H129ZM132 78H134V77H132ZM131 78V79H132ZM122 79H123V77H122ZM125 79V78H124ZM123 79V80H124ZM138 79V78H137ZM167 79H169V78H167ZM115 80V79H114ZM113 79H112V81H114ZM120 80V79H119ZM126 80H128L127 78H126ZM126 80H124V82L126 81ZM173 80V79H172ZM171 80V81H172ZM175 81V80H174ZM108 82H109V79H108ZM119 82H121V81H119ZM126 82H128V81H126ZM126 82H125V85H122L121 83H119V84H121L122 86H119L118 87V85H117V83L118 82H115L114 81V84H116L117 86H116V88L115 87H113V90H114V88H115V91L114 92H111L110 90H111V88L109 89V91H110V93L109 94H107L106 95V97L108 98H106V101L107 100H109V101H107V104H105V100H103V105L105 104V106L103 107V113L105 114V111L106 112H110V113H118V112H120V109H119V104L120 103H122V107H123V103H126V104H128L129 102L130 103H132V101H131V98H132V96L134 95V93L132 92V91H134V90H131V88L132 87H130L129 88V86H132V84L131 83H127V86H126ZM130 82V81H129ZM132 82V81H131ZM135 82V81H134ZM133 82V88H135L134 87V84L135 85H137V84H139V83H134ZM109 83H111L112 84V82H109ZM123 83V82H122ZM178 83H179V81H178ZM113 84V85H114ZM130 84V85H129ZM175 84H177V83H175ZM212 84V83H211ZM178 85V84H177ZM187 85V84H186ZM189 85V84H188ZM90 86V87H91ZM107 86V85H106ZM138 86V85H137ZM158 86V85H157ZM175 86V85H174ZM184 86H185V83H184ZM184 86H183V88H184ZM104 87V88H103ZM179 88H180V86H178ZM186 87V86H185ZM188 87V86H187ZM118 88V89H117ZM132 88V89H133ZM164 88V87H163ZM182 88V89H183ZM190 88V87H189ZM87 89H89V88H87ZM139 90V88H136V90ZM161 89V88H160ZM185 89V88H184ZM213 89H214V87H213ZM112 90V91H113ZM135 90V91H136ZM181 90V89H180ZM188 90H190V89H188ZM187 89H186V91H188ZM90 91V90H89ZM91 91H90V95H91ZM109 91H107V93L109 92ZM163 91H164V89H163ZM92 92V93H93ZM157 92V91H156ZM181 93H182V91H180ZM183 92H185V90H183ZM196 92H198V91H196ZM186 93H188V92H186ZM186 93H185V95H186ZM190 93V92H189ZM189 93H188V97H190L189 96ZM104 94V93H103ZM183 94V93H182ZM151 95V94H150ZM184 95V96H185ZM198 95V94H197ZM93 96V95H92ZM158 96H159V94H158ZM162 96H164V95H162ZM187 96H185V99H186V97ZM192 97L194 96V95H191ZM94 98L96 97V96H93ZM93 97H90L89 96V99L90 98H93ZM134 97V96H133ZM153 97V96H152ZM161 97V96H160ZM187 97V98H188ZM93 98V99H94ZM191 98V97H190ZM200 98V97H199ZM199 98H197L198 100H199ZM206 98V97H205ZM204 98V99H205ZM215 98H217V101H216V103H214L215 101H214V99ZM93 99H91L90 101L91 102H93ZM105 99V98H104ZM149 99V98H148ZM147 99V100H148ZM152 99V98H151ZM201 99V98H200ZM136 100V102H137V99H135ZM164 100H165V98H164ZM203 100V99H202ZM89 101V102H90ZM144 101V100H143ZM151 101V100H150ZM166 101V100H165ZM196 101V100H195ZM194 101V102H195ZM201 101V100H200ZM134 102V101H133ZM135 102V103H136ZM148 102V101H147ZM158 102H160V101H158ZM94 103V102H93ZM138 103V102H137ZM136 103V104H137ZM142 102H139V104H141ZM166 103V102H165ZM100 104H102V103H100ZM139 104H137V105H139ZM163 104V103H162ZM194 104H197V103H194ZM198 104H199V102H198ZM197 104V105H198ZM206 105H207V103H205ZM96 105V104H95ZM99 105V104H98ZM98 105H97V107H98ZM130 105V104H129ZM143 105H144V102H143ZM146 105V104H145ZM148 105V104H147ZM146 105V106H147ZM165 105V104H164ZM169 105V104H168ZM260 105H261V103H260ZM90 106H92L91 104H90ZM102 106V105H101ZM124 106H126V105H124ZM133 106V105H132ZM136 106V105H135ZM158 106H160V105H158ZM196 106V105H195ZM195 106H192V108H195ZM200 106V105H199ZM204 106V105H203ZM86 107H88V106H86ZM84 108V109H86L87 110V112H89L90 113V110L92 111V108ZM121 107V106H120ZM122 107H121V109H122ZM129 107V106H128ZM139 107H140V105H139ZM148 107V106H147ZM258 107H260V106H258ZM44 108V107H43ZM101 108V107H100ZM133 108H135V107H133ZM133 108H131V105H130V108H128L131 112H132V110L131 109H133ZM148 108H151V106L150 107H148ZM169 109H171L170 108V106L168 107ZM197 109H198V107H196ZM204 109H205V107H203ZM98 109V108H97ZM159 109H160V107H159ZM161 109H162V107H161ZM257 109V108H256ZM259 109V108H258ZM261 109H262V106H261ZM85 110V111H86ZM89 110V111H88ZM99 110V109H98ZM136 110V109H135ZM139 110H141L140 108H139ZM150 110V109H149ZM164 110V109H163ZM196 110V109H195ZM201 110V109H200ZM205 110H207V107H206V109ZM216 110V111H217ZM7 111V110H6ZM93 111H94V108H93ZM95 111H97L96 109H95ZM123 111H124V109H123ZM126 111H127V108H126ZM145 111V110H144ZM169 111V110H168ZM172 111V110H171ZM222 111V112H221ZM229 111V112H228ZM97 112H99V113H101L100 111H97ZM134 112V111H133ZM137 112V111H136ZM154 112H155V110H154ZM193 112V111H192ZM196 113H197V111H195ZM263 112V111H262ZM11 113H12V111H11ZM107 113V114H108ZM109 113V114H110ZM127 113V112H126ZM145 113H147V110H146V112ZM191 113V112H190ZM203 113H205V112H203ZM213 113V112H212ZM214 113H215V111H214ZM223 113H225V114H223ZM9 114V113H8ZM120 114V113H119ZM118 114V115H119ZM121 114H123V112H121ZM135 113H127V114H125V115H127V118L124 116H122V121H120V116H119V120L118 121H116L115 120V125H114V123H112V125H114V126H112L111 125V123H108L109 125H108V128L107 129H109V126L110 127H122V129L123 130H125V132L127 131V130H129V131H131L132 129L134 130L135 128L137 129V128H139L140 129V126L141 125H144V123L147 121H145L144 123H143V121L142 120H140L139 118H137V116H135L134 115ZM140 114V113H139ZM143 114V113H142ZM150 114V113H149ZM189 114V113H188ZM194 113H192V115H193ZM206 114V113H205ZM217 114V113H216ZM239 114H241V115H239ZM263 114V113H262ZM261 114V115H262ZM10 115V114H9ZM145 115V114H144ZM151 116L153 115V114H150ZM150 115H149V117H150ZM202 115V114H201ZM200 115V116H201ZM259 115H260V112H259ZM12 116V115H11ZM115 116V115H114ZM139 117L141 116V115H138ZM183 116H185L184 114H183ZM190 116V115H189ZM203 116V115H202ZM212 116V115H211ZM215 116V115H214ZM217 116V115H216ZM232 116V117H231ZM254 116V117H253ZM146 117V116H145ZM144 117V118H145ZM194 117V116H193ZM192 117V118H193ZM195 117H197V116H195ZM257 117V116H256ZM116 118V117H115ZM126 119V121H123V119ZM187 118V117H186ZM198 118V117H197ZM196 118V119H197ZM215 118V117H214ZM213 118V119H214ZM240 118V117H239ZM91 119H92V116H91ZM148 120L150 119V118H147ZM195 119V118H194ZM236 119V118H235ZM257 119V118H256ZM258 119H259V117H258ZM188 120V119H187ZM191 120V119H190ZM198 120V119H197ZM200 120H202V118L200 119L199 118V121ZM204 120V119H203ZM203 120H202V122H203ZM215 120V119H214ZM234 120V119H233ZM253 120V121H254ZM261 120V119H260ZM92 121H93V119H92ZM96 121V120H95ZM258 121V120H257ZM99 122V121H98ZM141 122L143 123V124H141ZM148 122V121H147ZM146 122V123H147ZM182 122V121H181ZM189 122V121H188ZM195 122H196V120H195ZM201 122V121H200ZM201 122V123H202ZM233 122V121H232ZM232 122H231V124H232ZM255 122V121H254ZM264 122V121H263ZM92 123V122H91ZM96 123V122H95ZM100 123V122H99ZM102 123V122H101ZM104 123V122H103ZM103 123H102V127H103ZM107 123V122H106ZM179 123V122H178ZM185 123H186V121H185ZM192 123V122H191ZM194 123V122H193ZM201 123H197V124H201ZM256 123V122H255ZM259 123V122H258ZM150 124V123H149ZM149 124H147V125H149ZM152 124V123H151ZM171 124H172V122H170V126L169 127H171ZM182 124V123H181ZM184 124V123H183ZM182 124V125H183ZM190 124V123H189ZM195 124V123H194ZM203 124V123H202ZM204 124H205V122H204ZM208 124V125H209ZM93 125V124H92ZM95 125V124H94ZM104 125H107V124H104ZM167 125V124H166ZM173 125H174V123H173ZM180 125V124H179ZM192 124H190L189 125V127L191 126ZM218 125V124H217ZM220 125V124H219ZM227 125V124H226ZM242 125V124H241ZM240 124H239V126H241ZM257 125V124H256ZM256 125H255V127H256ZM264 125V124H263ZM99 126H101V125H99ZM146 126V125H145ZM161 126V125H160ZM159 126V127H160ZM175 126H177V125H175ZM201 126V125H200ZM225 126V125H224ZM238 126V125H237ZM248 126V125H247ZM262 126V125H261ZM105 127V126H104ZM142 127V126H141ZM165 127V126H164ZM178 127V126H177ZM181 127V126H180ZM187 127V126H186ZM188 127V128H189ZM194 127V126H193ZM199 127V126H198ZM208 127V126H207ZM209 127L210 129L209 130H213L212 128H214V127ZM218 127V126H217ZM223 127V126H222ZM222 127H221V129H222ZM226 127V126H225ZM244 127V126H243ZM257 127H258V125H257ZM112 128H110L111 130H112ZM147 128L151 131V129L147 126ZM147 128H145L146 130H147ZM190 128H192V127H190ZM216 128V127H215ZM237 128H239V127H237ZM236 128V129H237ZM250 128H253V127H250ZM249 128V129H250ZM106 129V128H105ZM114 129V128H113ZM135 129V130H136ZM161 129H163V128H161ZM165 129V128H164ZM174 130H175V128H173ZM177 129V128H176ZM201 129V128H200ZM218 129V128H217ZM220 129V130H221ZM230 129H232V127L230 128ZM241 129V128H240ZM246 129V128H245ZM90 130V129H89ZM92 130V129H91ZM90 130V131H91ZM143 130V129H142ZM149 130H147V132H149ZM155 130H158L157 128H155ZM172 130V129H168V127L166 128V130H164V132L162 131H160V134H158L157 135V139L158 140H160L162 143H163V141L164 142H166L167 144V148L166 149H175V148H177L178 149V147H175V146H179V148L180 149H178V151H177V149H175V151L173 152V154H171L172 153V151H173V149L172 150H170L171 151V153H169L170 151H168V150H166V151H164V153H166L167 151H168V153L170 154V155H168V156H170L169 157V159L171 158V162L173 163V162H175V163H173L174 165H172V166H175V165H177L178 166V163L180 164V167L178 166L177 168H181L182 169V173H184V172H186V174L188 173V172H194V171H196V170H198V171H196L197 172V174L199 173V171L200 172H202V174H203V171H205V167L203 168L202 166V164L204 163H202V160L203 159H205L206 158V153H208L209 151H207L206 149V146H205V142H206V138H208L209 136H208V134H206V132H205V134H206V136L204 135V133L203 132H200V131H196V130H191V132L190 131H188V130H190V129H184V130H182L181 131V133H174V132H177V130ZM179 130V129H178ZM180 130H181V128H180ZM203 130H204V128H203ZM219 130V129H218ZM238 130V129H237ZM129 131H127V133L129 132ZM205 131H207V129H205ZM222 131H225V130H222ZM231 131V130H230ZM133 132H135V131H133ZM155 133H156V131H154ZM154 132H153V134H154ZM216 132H218V131H216ZM235 132H236V130H235ZM89 133V132H88ZM87 133V134H88ZM130 133V132H129ZM128 133V134H129ZM139 133V132H138ZM157 133H158V131H157ZM210 133V132H209ZM213 133V132H212ZM126 133H124L123 132V137L122 138H124V140H126V141H122V142H119L122 146H121V149H122V147H126V148H130V150H131V148L133 147V145H134V147L136 148V145L137 144H140L139 142L136 144V143H132L131 142V140L133 141V137H134V140L136 139V142L138 141L137 140V138L134 136V134H132V133H130L129 135H130V138H131V134H132V139H125V136L127 135H125ZM137 134V133H136ZM145 134V131H144V133H143V135ZM149 134V133H148ZM151 134V133H150ZM217 134V133H216ZM220 134H222V132L221 133H219V135ZM91 135V134H90ZM128 135V136H129ZM137 135H139V134H137ZM136 135V136H137ZM147 134H145V136H146ZM214 135V134H213ZM127 136V137H128ZM152 136V134L150 135V137ZM87 137V136H86ZM142 137V135H140V138ZM218 137V136H217ZM121 138V139H122ZM144 138V137H143ZM147 138V137H146ZM160 138V139H159ZM214 138V137H213ZM215 138H216V136H215ZM215 138L213 139L214 141H215ZM87 139V138H86ZM145 139V138H144ZM210 139H212V138H210ZM140 140V139H139ZM155 140V139H154ZM217 140H219V139H217ZM227 140V139H226ZM160 141H158V142H160ZM209 141V140H208ZM213 141V142H214ZM222 141V140H221ZM224 141V140H223ZM222 141V142H223ZM85 142V141H84ZM133 142H135V141H133ZM156 142H157V140H155V144H156ZM212 142V143H213ZM228 142V141H227ZM39 143V142H38ZM123 143V144H122ZM208 143V142H207ZM215 143V142H214ZM221 143V142H220ZM229 143V142H228ZM231 143V142H230ZM8 144V143H7ZM10 144V143H9ZM115 145H114V147L116 148V143H114ZM136 144V145H135ZM155 144H154V146H155ZM160 145H161V143H160ZM163 145V144H162ZM181 145V146H180ZM183 145V146H182ZM210 145V144H209ZM213 145V144H212ZM226 145H227V143H226ZM231 145V144H230ZM238 145V144H237ZM5 146H11V145H6L5 143H3V142H1L0 141V179L1 178H7L8 179V177H9V179H10V182H11V185H9L10 187H6V188H10L9 190L7 189V190H2L3 188H2V186H0V237L2 236V230H4L3 228H5V226H6V224L9 222L10 223V221H12L13 220V216H14V214H15V212H16V210H17V208H20V206H21V204L19 203V204H17V200L21 197V196H23L21 193L23 192L24 193V191L22 190V188H23V186H22V183H20V182H22V180L20 181V178H19V170H20V168H19V166L21 165V163H20V158H19V156H17L16 154V152H15V150H13V149H8V147L7 148H5ZM21 146V145H20ZM118 146V145H117ZM129 146V147H128ZM142 146V145H141ZM208 146V145H207ZM239 146V145H238ZM49 147V146H48ZM118 147H120V145L118 146ZM139 147H140V145H139ZM138 147V148H139ZM153 146L151 145V148H152ZM158 147V146H157ZM161 147V146H160ZM159 147V148H160ZM175 147V148H174ZM208 147H210V146H208ZM223 147V146H222ZM237 147V146H236ZM235 147V148H236ZM12 148H15V147H12ZM32 148V147H31ZM42 148H44V147H42ZM126 148H125V151H127L126 150ZM134 148V149H135ZM149 148V147H148ZM153 148H155V147H153ZM153 148H152V150H153ZM164 148H165V145L162 147V149L164 150ZM224 148V147H223ZM226 148H228L229 149V147H226ZM240 148V147H239ZM239 148H238V152H240L239 151ZM116 149H120V148H116ZM115 149V150H116ZM137 149V148H136ZM142 149V148H141ZM157 148H155V150H156ZM214 149V148H213ZM222 149V148H221ZM2 150H6V151H2ZM78 150H79V148H78ZM123 151H124V148L122 149ZM133 150V149H132ZM148 150H150V148L148 149ZM151 150V151H152ZM154 150V151H155ZM212 150V149H211ZM210 150V151H211ZM232 150V149H231ZM230 150V151H231ZM242 150V149H241ZM17 151V150H16ZM120 151V150H119ZM142 152V150H137V152ZM35 152V151H34ZM38 152V151H37ZM44 152L45 153H43V154H45V155H40V156H46V151L44 150ZM48 152V151H47ZM127 152H129V150L127 151ZM132 152V151H131ZM130 152V153H131ZM138 152V153H139ZM153 152V151H152ZM163 152V151H162ZM176 152V153H175ZM27 153V152H26ZM54 153V152H53ZM133 153V152H132ZM134 153H136V151L134 152ZM138 153H136V154H138ZM148 153V152H147ZM157 153V152H156ZM233 153H235V152H233ZM248 153V152H247ZM247 153H245V154H247ZM264 153V152H263ZM128 154V153H127ZM126 154V155H127ZM150 154H151V152H150ZM150 154H148L149 156H150ZM155 154V153H154ZM154 154L152 153L151 155H153L154 156ZM215 154V153H214ZM228 154H231V153H228ZM37 155V154H36ZM53 155H55V154H52V153H50V156L52 157ZM134 155V154H133ZM147 155V154H146ZM146 156V157H149V156ZM156 155V154H155ZM209 155H210V153H209ZM242 155H243V153H242ZM247 155H251L250 153H248ZM39 156V155H38ZM37 156V157H38ZM40 156H39V158H38V160L39 161H42L41 159H44V158H42L41 157V159H40ZM47 156H48V153H47ZM45 157V158H47V159H44V162L45 163H43V162H41V163H43V164H41L40 165V168H42L41 166H43L44 165V169L42 168V170L43 171H45L44 173H48V175L49 176H51L52 178H56V179H58L56 176H58V173H59V171H60V169H62L63 168V166H65V163H67L66 161H64V159H63V161L65 162V163H63L62 162V160H61V162L62 163H60V164H58L57 163V161H55V164L57 165V166H55V164H53L54 163V161H52L51 159L50 160H48L49 158H51V157ZM128 156H129V154H128ZM128 156H126V158H125V160L126 159H128L127 157ZM145 156V155H144ZM159 156H161V155H159V153H158V157ZM207 156H208V154H207ZM217 156V155H216ZM228 156L229 155H227L226 157L228 158ZM263 156V155H262ZM37 157H36V160H35V162L37 161V166H39V164H38V160H37ZM54 157V156H53ZM130 157V156H129ZM152 157V156H151ZM157 157V156H156ZM156 157H154V158H156ZM162 157V156H161ZM166 157V156H165ZM238 157V156H237ZM236 157V158H237ZM240 157V156H239ZM238 157V158H239ZM244 157H248V156H245L244 155ZM243 157V158H244ZM153 158V157H152ZM153 158V159H154ZM208 158V157H207ZM206 158V159H207ZM213 158H214V156H213ZM229 158H231V156L229 157ZM228 158V159H229ZM242 157H240V159H241ZM251 158V157H250ZM249 158V160H251ZM264 158V157H263ZM20 159V160H19ZM26 159V158H25ZM55 159V158H54ZM132 159H133V157H132ZM157 159V158H156ZM167 159V158H166ZM212 159V158H211ZM210 159V160H211ZM219 159V158H218ZM247 159V158H246ZM246 159H244V160H246ZM129 160V159H128ZM214 160V159H213ZM219 160H221V159H219ZM232 160L233 159H231V162H232ZM253 160V159H252ZM28 161V160H27ZM170 161V160H169ZM204 161V160H203ZM212 161V160H211ZM216 161H218V160H216ZM222 161V160H221ZM235 161V160H234ZM238 161V160H237ZM241 161V160H240ZM243 161V160H242ZM30 162V161H29ZM28 162V163H29ZM35 162H32V164L33 163H35ZM206 162V161H205ZM210 162V161H209ZM219 162V161H218ZM231 162H229V163H231ZM23 163V162H22ZM40 163V162H39ZM171 163V164H172ZM207 163V162H206ZM213 163V162H212ZM239 164H240V162H238ZM237 163V164H238ZM249 163V162H248ZM32 164H30V165H32ZM36 164V163H35ZM199 164H201V167L199 166ZM220 164V163H219ZM52 165V167H50ZM120 165V164H119ZM210 165V164H209ZM213 166H214V164H212ZM221 165V164H220ZM219 165V166H220ZM234 165V164H233ZM242 165V164H241ZM206 166H208V164L206 165ZM216 166V165H215ZM218 166V165H217ZM218 166V167H219ZM231 166V165H230ZM32 167V166H31ZM30 167V168H31ZM118 166H116V168H117ZM212 167V166H211ZM222 168H225V167H223V166H221ZM33 168V167H32ZM37 168V167H36ZM39 168V167H38ZM115 168V167H114ZM119 168V167H118ZM202 168L204 169V170H202ZM34 169V168H33ZM65 169H67V168H65ZM181 169H180V171H181ZM209 169H211V168H209ZM213 169V168H212ZM264 169V168H263ZM10 170H13V172L11 173L10 172ZM31 170V169H30ZM63 170H64V168H63ZM172 169H170V171L168 172L167 171V173H169L170 174V172H171V174H173L172 173V171H171ZM174 170V169H173ZM216 170V169H215ZM221 170V169H220ZM223 171H224V169H222ZM177 170L175 169V172H176ZM218 171V170H217ZM23 172V171H22ZM28 172V171H27ZM32 172H33V170H32ZM35 172V171H34ZM261 172V171H260ZM260 172H258V173H260ZM30 173V172H29ZM28 173V174H29ZM40 173H41V171H40ZM43 173V174H44ZM60 173H61V171H60ZM159 173H161V172H159ZM214 173H216V172H214ZM213 173V174H214ZM228 173V172H227ZM263 173L264 172H262V175H263ZM33 174V173H32ZM164 174V173H163ZM165 174H166V172H165ZM168 174V175H169ZM189 174V173H188ZM202 174H201V176H202ZM208 174H210L209 172H208ZM219 174V173H218ZM37 175V174H36ZM150 176H152L151 174H149ZM159 175H161V174H159ZM168 175H166V177H168ZM194 175H196L195 174V172H194ZM204 175V174H203ZM211 175H212V173H211ZM3 176V177H2ZM6 176V177H5ZM27 176V175H26ZM31 176V175H30ZM48 176V177H49ZM59 176H60V174H59ZM127 176H129V175H127ZM126 176V177H127ZM131 176V175H130ZM150 176H148V178L150 177ZM154 176V175H153ZM176 176H177V174H176ZM180 176V175H179ZM188 176V175H187ZM189 176H192L193 177V175H189ZM205 176H206V173H205ZM204 176V177H205ZM208 176V175H207ZM217 176V175H216ZM220 176V175H219ZM36 177V176H35ZM46 177V176H45ZM146 177V176H145ZM170 177V176H169ZM198 178V176H195V178ZM213 177V176H212ZM261 177V176H260ZM259 177V178H260ZM144 178V177H143ZM142 178V179H143ZM147 178V177H146ZM177 178V177H176ZM187 178V177H186ZM258 178V179H259ZM8 179V180H9ZM37 179V178H36ZM47 179V178H46ZM53 179V180H54ZM125 179H128V178H125ZM124 179V180H125ZM171 179V178H170ZM169 179V180H170ZM174 179V177L172 178V180ZM178 179V178H177ZM180 179V178H179ZM178 179V180H179ZM192 179V178H191ZM201 179V178H200ZM205 179H206V177H205ZM204 179V180H205ZM29 180H31V179H29ZM52 180V179H51ZM152 180H154L155 181V179H152ZM168 180V179H167ZM183 180V179H182ZM202 180V179H201ZM264 180V179H263ZM59 181V180H58ZM58 181H56V182H58ZM127 181V180H126ZM156 181H158V180H156ZM166 181V180H165ZM164 181V182H165ZM8 182V181H7ZM40 182V181H39ZM125 182V181H124ZM153 182V181H152ZM167 182V181H166ZM169 182V181H168ZM167 182V183H168ZM172 182H174V180L172 181ZM171 181H170V183H172ZM176 182H177V180H176ZM180 183H181V181H179ZM183 182H185L184 180H183ZM187 182V181H186ZM199 182V181H198ZM201 182V181H200ZM264 182V181H263ZM49 183V182H48ZM55 183V182H54ZM140 183V182H139ZM149 183H151V180L150 179H145V181H144V179H143V184L142 185H144V189H145V186H147V188H149V186L148 185H151V184H149ZM154 183V182H153ZM189 183V182H188ZM192 183V182H191ZM204 183H206V182H204ZM209 183V182H208ZM5 184V183H4ZM64 185L61 181L59 182V185H58V187L61 189L62 188V185ZM126 184V183H125ZM124 184V185H125ZM176 183H174V185H175ZM187 183H185V185H186ZM196 184V183H195ZM199 184H201V183H199ZM260 184V183H259ZM264 184V183H263ZM51 185V184H50ZM56 185V184H55ZM78 185V184H77ZM141 185V184H140ZM180 185V184H179ZM184 185V184H183ZM189 186H191V184L189 183L188 184ZM192 185H193V183H192ZM208 185V184H207ZM257 185V184H256ZM35 186V185H34ZM53 186V185H52ZM152 186H153V184H152ZM152 186H150V187H152ZM196 186H197V184H196ZM195 186V187H196ZM199 186L200 185H198V188H199ZM216 186V185H215ZM259 186V185H258ZM257 186V187H258ZM58 187H56V188H58ZM81 187V186H80ZM142 187V186H141ZM172 187V186H171ZM174 187V186H173ZM185 187V186H184ZM195 187H193V188H195ZM206 187H208V186H206ZM210 187V186H209ZM262 187V186H261ZM186 188V187H185ZM187 188H188V186H187ZM246 188V187H245ZM27 189V188H26ZM81 189V188H80ZM142 189V188H141ZM177 189H179V188H177ZM181 189V188H180ZM191 189V188H190ZM197 189V188H196ZM200 189V188H199ZM208 189V188H207ZM222 189V188H221ZM28 190V189H27ZM33 190V189H32ZM185 190H187V189H185ZM243 190V189H242ZM245 190V189H244ZM146 192H149V191H147V189L145 190ZM179 191V190H178ZM189 191V190H188ZM192 191H195V190H192ZM197 192H198V190H196ZM208 191V190H207ZM214 191V190H213ZM262 191V190H261ZM177 192V191H176ZM186 192V191H185ZM191 192V191H190ZM216 192V191H215ZM39 193V192H38ZM41 193V192H40ZM76 192H74V194H75ZM179 193V192H178ZM195 193V192H194ZM204 193H205V191H203V195H204ZM213 193V192H212ZM234 193V192H233ZM255 193V192H254ZM260 193V192H259ZM28 194V193H27ZM42 194V193H41ZM45 194V193H44ZM142 195H143V193H141ZM140 194V195H141ZM149 194V193H148ZM200 194V193H199ZM202 194V193H201ZM235 194V193H234ZM243 194V193H242ZM36 195V194H35ZM43 195V194H42ZM71 195H72V193H71ZM78 195V194H77ZM141 195V196H142ZM195 195V194H194ZM206 195H209L208 193L206 194ZM224 195V194H223ZM226 196H227V194H225ZM249 195V194H248ZM28 196V195H27ZM26 196V197H27ZM44 196V195H43ZM54 196V195H53ZM64 196V195H63ZM67 198H65L64 197V199H62L61 197V199L59 198V200H57V201H59L58 202V208H60V212H58L57 211V213L58 214H60V216L59 217H61V218H59V220L60 219H64V217H65V219H66V217L69 215H67V212H68V210H69V208H71V205H72V202H73V200L75 201V199L78 197H73V198H69L68 196H70V194L69 195H65ZM75 196V195H74ZM139 196V195H138ZM141 196H139V197H141ZM151 196V195H150ZM198 196H200V195H198ZM202 196V195H201ZM200 196V197H201ZM45 197H47V196H45ZM44 197V198H45ZM52 197V196H51ZM55 197V196H54ZM54 197H52L51 199H53ZM80 197V196H79ZM147 197V196H146ZM211 197V196H210ZM235 197V196H234ZM243 197V196H242ZM245 197V196H244ZM145 198V197H144ZM197 198V197H196ZM205 198V197H204ZM231 198V197H230ZM229 198V199H230ZM251 198V197H250ZM253 198V197H252ZM25 199V198H24ZM50 199V198H49ZM56 199L57 198H55L54 199V201L56 202ZM73 199V200H72ZM83 199V198H82ZM81 199V200H82ZM140 199H142V198H140ZM203 199V198H202ZM207 199H208V196H207ZM206 199V200H207ZM223 199H224V197H223ZM228 199V198H227ZM232 199V198H231ZM254 199V198H253ZM36 200H38L37 198H36ZM45 200V199H44ZM48 200V199H47ZM145 200H146V198H145ZM148 200L149 201H151V199H150V197L148 196ZM226 200V199H225ZM244 200V199H243ZM250 200V199H249ZM264 200V199H263ZM53 201V200H52ZM51 201V202H52ZM54 201H53V203H54ZM78 201V200H77ZM83 201H85V200H83ZM199 201V200H198ZM208 201V200H207ZM211 201H213V200H211ZM252 201H254V200H252ZM260 201V200H259ZM29 203H31V201H28ZM50 202V201H49ZM144 202V201H143ZM146 202V201H145ZM209 202V201H208ZM218 202V201H217ZM226 202V201H225ZM227 202H228V200H227ZM247 202V201H246ZM246 202H243L244 204L246 203ZM256 202V201H255ZM40 203V202H39ZM42 203V202H41ZM44 203V202H43ZM43 203H42V208H43ZM75 203H76V201H75ZM75 203H73V204H75ZM78 203V202H77ZM83 202L81 201V204H82ZM148 203V202H147ZM214 203V202H213ZM229 203V202H228ZM248 203H249V201H248ZM246 204L247 205V207H245L244 205V207L241 205V207H242V209L241 208H238V206H239V204H238V206H237V208L238 209H240L241 210V217L242 218H238V220L240 219H243V228L244 229H242V228H240V227H242L241 226V224H240V232L238 231V232H236V235H235V240L236 239H238L239 241H237V243L238 244H234V246H232L233 248V250H235L236 249V251H233V253L235 252H240L238 255H237V258L236 257H234V259L233 260H235V261H233L232 259H231V257H230V254H229V256L228 257H230L229 259H231L230 261L231 262H233V263H230V264H264V205L262 206V208H260V205H258L259 206V208L260 209H257V207H256V205L254 206V205H252L251 203L250 204ZM253 203V202H252ZM38 204V203H37ZM45 204V203H44ZM52 204V203H51ZM56 204V203H55ZM78 204H80V203H78ZM78 204H76V206L78 205ZM81 204L79 205L80 207H81ZM84 204V203H83ZM146 204V203H145ZM160 204V203H159ZM218 204H219V202H218ZM242 204V203H241ZM254 204V203H253ZM260 204V203H259ZM54 205V204H53ZM84 205H86V203L84 204ZM144 205V204H143ZM215 205V204H214ZM225 205H226V203H225ZM227 205H230V203L229 204H227ZM23 206H24V204H23ZM29 206H31L30 204H29ZM46 207H45V209H40V208H37L36 210H34V208L31 210V213L29 212V214L31 215L30 216V222H27V223H30V225H32L33 227H34V230H26L27 231V233L29 234V236L30 235H33L32 237H29V236H27V235H25L23 232L21 233V235H20V237L18 238V239H13V240H11V238H10V235H11V232H8V233H6V236L4 235L1 239H0V242H1V244H0V264H104V263H100V260H98V254H100L101 252H102V250H101V252L100 253H98V250H100L98 247L99 246H97L96 244H98V243H96V244H94V243H92V241L91 242H89V241H87V237L89 236L88 235V230H86L87 228H85L86 226H88V227H90V225H91V223H97V224H95V227L97 228V229H99L101 232H107V234H108V232L109 231H113L114 232V230H120L121 232H122V230L124 229V230H126L127 231V229L129 228H126V225H125V228L124 227H121V225H124V221H127V220H130V219H127V218H130V216L131 215H129L128 216V211L126 212V211H123L122 209V212H120V215H119V213H118V216H119V219H122V220H124V221H122V223L120 224V223H118V224H120L118 227L117 226H115L116 224H117V222H114V221H111V222H114V223H116L113 227L112 226H109L110 225V223H109V225L108 224H106V225H108V226H105V223L106 222H104V221H96L95 222V219H94V217L93 216H91V215H88L87 213H86V215H83L82 213V217L80 216V214H79V216H80V220L77 222V223H79V225L81 226V225H83L82 227L83 228H85V233L83 232V237L84 238H82V240H80V242L79 243H82L81 245L79 244L78 245V247H74V248H71L70 250L68 249L70 246H72V244H70V239H68L67 240V242H65V240H63L64 241V246H65V248L67 249V250H69V251H67V253H65L66 254V257L67 258H65V255H64V261L62 260V258H63V255H62V257H58V255H60L59 254V251H53V253H50L49 251H48V248L50 247L49 245H48V239H51L52 237H53V234H52V232H56L57 231V229H54L53 230V228H54V226L55 225H57V223L56 224H54L55 222H51L52 220H53V218H54V214H51V215H53V217H51L52 218V220H50L49 219V214H50V211L49 210H51L52 208L54 209V207H56L55 205H54V207H52L51 205V209H50V206L47 204V202H46V205H45ZM149 206H150V208L149 209H151V205H150V203H149ZM148 206V207H149ZM164 206V205H163ZM221 206V205H220ZM26 207H27V205H26ZM34 207V206H33ZM85 207V206H84ZM142 207V206H141ZM146 207H147V204H146ZM147 207V208H148ZM28 208V207H27ZM77 208V207H76ZM79 208V207H78ZM82 208V207H81ZM104 208V207H103ZM219 208V207H218ZM217 208V209H218ZM237 208H236V210H237ZM26 209V208H25ZM28 209H30V208H28ZM27 209V210H28ZM57 209V208H56ZM72 209V208H71ZM80 209V208H79ZM79 209H77V210H79ZM86 209V208H85ZM145 209V208H144ZM144 209H142V211L144 210ZM153 209V208H152ZM220 209V208H219ZM55 210V209H54ZM82 210V209H81ZM52 211V210H51ZM71 211V210H70ZM83 211V210H82ZM88 211V210H87ZM219 211V210H218ZM221 211V210H220ZM223 211V210H222ZM238 211V210H237ZM236 211V213H238ZM53 212V211H52ZM79 212V211H78ZM152 212H156L155 210H151V212H150V210H144V212H143V214L142 215H140V218H139V220H138V222L135 224V222H134V224H135V226H133L134 228L133 229H131L132 231H129V232H131V238L129 239L128 237V239L130 240H128L129 242L127 243V246H129V248L131 247V249H133V247H135L136 245H138L139 243H141L142 241H144L145 242V240L147 241V239L148 238H150L153 234L151 233V232H153L154 233V231H155V229H157L158 228V225L160 226V224H158L157 225V222L156 221H159V219L157 220V218H156V223L154 222V220H155V217L156 216H154V215H156V214H158V212L156 213V214H154V213H152ZM228 212V211H227ZM226 212V213H227ZM49 213V214H48ZM80 213V212H79ZM85 213V212H84ZM139 213V212H138ZM141 213V212H140ZM240 213V212H239ZM76 214H77V212H76ZM132 214V213H131ZM17 215H18V213H17ZM70 215H71V213H70ZM75 215V214H74ZM93 215V214H92ZM134 215V214H133ZM132 215V216H133ZM159 215V214H158ZM224 215V214H223ZM227 215V214H226ZM225 215V216H226ZM240 216V214H237V216ZM57 216V217H58ZM77 216V215H76ZM78 216V217H79ZM117 216V217H118ZM132 216H131V218H132ZM137 215H135L134 217H136ZM237 216H236V218H237ZM17 217H19V216H17ZM71 217V216H70ZM133 217V218H134ZM206 217V216H205ZM210 218H211V216H209ZM245 219H244V218ZM56 218V217H55ZM54 218V219H55ZM77 218V217H76ZM113 219H114V217H112ZM132 218V219H133ZM158 218H159V216H158ZM209 218V219H210ZM18 219V218H17ZM62 219V220H63ZM65 219L63 220L64 221V223H66L65 222ZM69 219V218H68ZM72 219V218H71ZM112 219V220H113ZM125 219H127V220H125ZM203 219V218H202ZM206 219V218H205ZM216 219V218H215ZM16 220V219H15ZM61 220V221H62ZM105 220V219H104ZM107 220V219H106ZM109 220V219H108ZM221 220V219H220ZM237 220V219H236ZM244 220H246V221H248V223L246 222L245 223V221ZM54 221V220H53ZM62 221V222H63ZM202 221V220H201ZM214 221V220H213ZM216 221V220H215ZM242 221V220H241ZM56 222H57V220H56ZM69 222V221H68ZM121 222V221H120ZM129 222V221H128ZM207 222V221H206ZM221 222H223V220L221 221ZM226 222V221H225ZM231 222V221H230ZM53 223V224H52ZM103 223V224H102ZM107 223H108V221H107ZM113 223V224H114ZM159 223V222H158ZM194 223V222H193ZM200 223V222H199ZM203 223V222H202ZM234 223V222H233ZM241 223V222H240ZM10 224H12V223H10ZM9 224V225H10ZM67 224V223H66ZM65 224V225H66ZM112 224V223H111ZM126 224H127V222H126ZM133 224V223H132ZM192 224V223H191ZM198 224V223H197ZM201 224V223H200ZM208 224H209V222H208ZM235 224V223H234ZM239 224V223H238ZM54 225V226H53ZM71 225V224H70ZM93 225V224H92ZM91 225V226H92ZM205 225V224H204ZM207 225V224H206ZM211 225H212V223H211ZM215 225V224H214ZM228 225V224H227ZM68 226H69V224H68ZM68 226H66V229L65 230H68L67 229V227ZM156 226H157V228H156ZM202 226V225H201ZM7 227V226H6ZM70 227V226H69ZM73 227V226H72ZM94 227V226H93ZM193 227V226H192ZM221 227V226H220ZM232 227H233V225H232ZM59 228L60 227H58V232H59ZM64 228H65V226H64ZM123 228V229H122ZM202 228V227H201ZM210 228V227H209ZM226 228H228V227H226ZM230 228V227H229ZM92 229H94V228H92ZM203 229V228H202ZM211 229V228H210ZM56 230V231H55ZM190 230V229H189ZM219 230V229H218ZM71 231V230H70ZM157 231V230H156ZM197 231V229L195 230V232ZM205 231V229L203 230V232ZM225 231V230H224ZM229 231V230H228ZM236 231V230H235ZM6 232V231H5ZM57 232V233H58ZM67 232V231H66ZM68 232H69V230H68ZM101 232H100V234H101ZM125 232V231H124ZM191 232H193V231H191ZM190 232V233H191ZM195 232H194V234H195ZM218 232V231H217ZM227 232V231H226ZM89 233H90V231H89ZM116 233V232H115ZM172 233V232H171ZM197 233V232H196ZM202 233V232H201ZM63 234V233H62ZM92 234V233H91ZM111 234V233H110ZM213 234V233H212ZM223 234V233H222ZM227 235L228 234H231V232L229 233V232H227L226 233ZM226 234H225V236H226ZM234 234V232L232 233V235ZM68 235V234H67ZM70 235V234H69ZM116 235V234H115ZM151 235V236H150ZM171 235V234H170ZM178 235V234H177ZM188 235H189V233H188ZM193 235V234H192ZM198 235H200V234H198ZM203 235V234H202ZM91 236V235H90ZM93 236V235H92ZM113 236V235H112ZM122 236H123V234H122ZM150 236V237H149ZM160 236H162L161 234H160ZM183 236H184V234H183ZM190 236H191V234H190ZM229 236V235H228ZM231 236V235H230ZM68 237V236H67ZM66 237V238H67ZM80 237H81V235H80ZM102 237V236H101ZM107 237V236H106ZM123 237H126V234H125V236H123ZM163 237V236H162ZM176 237V236H175ZM179 237H181L180 235L178 236V238ZM185 237V236H184ZM183 237V238H184ZM198 237V236H197ZM201 237H203V236H201ZM227 237V236H226ZM226 237H224V239H226ZM232 237V236H231ZM77 238H78V236H77ZM110 238V237H109ZM113 238V237H112ZM191 238V237H190ZM233 238H234V236H233ZM81 239V238H80ZM88 239H90V237H88ZM96 239V238H95ZM94 239V240H95ZM103 239V238H102ZM122 240H124L123 238H121ZM151 239H152V237H151ZM164 239H165V237H164ZM176 239H177V237H176ZM197 239V238H196ZM195 239V240H196ZM232 239V238H231ZM231 239H230V241H231ZM99 240H101V239H99ZM106 240V239H105ZM105 240H103V241H105ZM150 240V239H149ZM173 240V239H172ZM181 240V239H180ZM186 240H187V238H186ZM193 240V239H192ZM233 240V239H232ZM79 241V240H78ZM83 241V242H82ZM96 241V240H95ZM98 241V240H97ZM107 241V240H106ZM155 241V240H154ZM159 241V240H158ZM160 241H162V240H160ZM164 241H168V239H165ZM163 241V242H164ZM170 241V240H169ZM168 241V242H169ZM174 241V240H173ZM179 241V240H178ZM177 241V243L178 244H180L179 242ZM190 241V240H189ZM197 241V240H196ZM229 240L228 241H226V242H230ZM114 242V241H113ZM118 242V241H117ZM144 242H142L143 243V245H145V243ZM175 242H176V240H175ZM174 242V243H175ZM107 243V242H106ZM120 243V242H119ZM119 243L117 244V246L119 245ZM124 243H125V241H124ZM150 242H147V245L149 244ZM152 243H153V240H152ZM162 243V242H161ZM165 243V242H164ZM206 243V242H205ZM63 244V243H62ZM78 244V243H77ZM111 244V243H110ZM112 244H114V243H112ZM121 244V243H120ZM163 244V243H162ZM162 244H160V245H162ZM173 244V243H172ZM176 244V243H175ZM174 244V245H175ZM193 244V243H192ZM76 245V244H75ZM99 245V244H98ZM105 245V244H104ZM109 245V244H108ZM124 245V244H123ZM142 245V244H141ZM140 245V246H141ZM143 245L141 246V248L143 247ZM168 245H169V243H168ZM181 245V244H180ZM179 245V246H180ZM39 246H40V248H39ZM109 246H111V245H109ZM114 246V245H113ZM116 246V245H115ZM121 246H122V244H121ZM125 246V245H124ZM123 246V247H124ZM126 246V248H128ZM170 246V245H169ZM185 246V245H184ZM229 246V245H228ZM231 246V245H230ZM61 247V246H60ZM60 247H59V249H60ZM101 247H103V246H101ZM112 247V246H111ZM138 248H139V246H137ZM151 247V246H150ZM150 247H148V248H150ZM175 247V246H174ZM214 247V246H213ZM98 248V249H97ZM106 248H109V247H107L106 246ZM137 248V249H138ZM168 248V247H167ZM217 248V247H216ZM50 249V248H49ZM122 249V248H121ZM130 249V250H131ZM147 249V248H146ZM145 248L144 249H140L143 253H145L147 250H146ZM182 249V248H181ZM219 249V248H218ZM229 249V248H228ZM52 250V249H51ZM65 250V249H64ZM111 250V249H110ZM109 249H108V251H110ZM114 250V249H113ZM119 250H120V248H119ZM124 250V249H123ZM123 250H121V251H123ZM136 250V249H135ZM139 250V251H140ZM146 250V251H145ZM216 250V249H215ZM108 251L106 252V254L108 253ZM116 251L117 250H115L114 252V254H116ZM128 251H129V249H128ZM127 251V252H128ZM138 251V250H137ZM140 251V252H141ZM145 251V252H144ZM160 251V250H159ZM166 251H167V249H166ZM170 251V250H169ZM227 251V250H226ZM231 251V250H230ZM58 252V253H57ZM65 252V251H64ZM64 252H63V254H64ZM104 252H105V250H104ZM112 252L113 251H111L110 253H111V255H113L112 254ZM130 252V251H129ZM128 252V253H129ZM136 252V251H135ZM148 252V251H147ZM224 252V251H223ZM56 253L58 254V255H56ZM117 253L118 254H116V255H118V256H116L117 257V259H116V257L114 256V261H111L110 263H106L105 262V264H126L125 263V260H126V258H127V260H128V257H129V259H131L130 258V256H132L131 254H132V252H131V254L130 255H126V254H124V257L122 258V257H120V255L121 254H123V253H125L124 251H123V253L121 252V254H120V251L118 252L117 251ZM173 253V252H172ZM204 253H206V252H204ZM225 253V252H224ZM227 253V252H226ZM225 253V254H226ZM68 254V255H67ZM135 254V253H134ZM138 254V256H139V253H137ZM231 254H232V252H231ZM103 255H104V253H103ZM109 255V254H108ZM128 256V257H126V256ZM141 255V254H140ZM149 255V254H148ZM202 255V254H201ZM232 255H234V254H232ZM123 256V255H122ZM138 256H137V258H138ZM142 256V255H141ZM141 256L139 257V259L141 258ZM145 256V255H144ZM168 256V255H167ZM176 256H177V254H176ZM220 256V255H219ZM235 256V255H234ZM126 257V258H125ZM134 257V256H133ZM191 257V256H190ZM204 257V256H203ZM210 257V256H209ZM228 257L226 258V259H228ZM100 258V257H99ZM112 258V257H111ZM137 258H136V260H137ZM167 258V257H166ZM165 258V259H166ZM206 258H207V256H206ZM206 258H203L202 260L203 261H205L204 259H206ZM200 259V258H199ZM223 259V258H222ZM141 260V259H140ZM140 260H138V261H140ZM151 260V259H150ZM181 260V259H180ZM195 260V259H194ZM212 260V259H211ZM220 260V259H219ZM224 260H225V258H224ZM223 260V261H224ZM107 261V260H106ZM129 261H131V260H129ZM143 261V260H142ZM141 261V262H142ZM147 261H149L148 259H147ZM171 261V260H170ZM203 261H201V263H203ZM218 261V260H217ZM221 261V260H220ZM180 262V261H179ZM189 262V261H188ZM195 263H197V261H194ZM200 262V261H199ZM207 262H208V259H207ZM225 262V261H224ZM227 262V261H226ZM225 262V263H226ZM131 263V262H130ZM129 263V264H130ZM205 263V262H204ZM203 263V264H204ZM212 263H213V261H212ZM217 263V262H216ZM223 263V262H222ZM225 263H223V264H225ZM184 264V263H183ZM198 264V263H197ZM200 264V263H199ZM208 264H210V263H208ZM218 264V263H217Z\"/></svg>","mask_w":264,"mask_h":264}]
</instances>
